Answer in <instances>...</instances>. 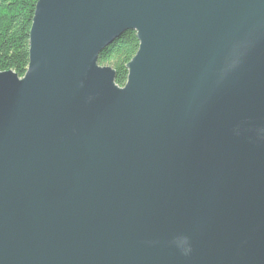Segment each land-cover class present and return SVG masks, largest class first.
Instances as JSON below:
<instances>
[{"label":"water","instance_id":"obj_1","mask_svg":"<svg viewBox=\"0 0 264 264\" xmlns=\"http://www.w3.org/2000/svg\"><path fill=\"white\" fill-rule=\"evenodd\" d=\"M125 32L126 82L98 57ZM0 73V264H264V0H38Z\"/></svg>","mask_w":264,"mask_h":264},{"label":"trees","instance_id":"obj_2","mask_svg":"<svg viewBox=\"0 0 264 264\" xmlns=\"http://www.w3.org/2000/svg\"><path fill=\"white\" fill-rule=\"evenodd\" d=\"M38 0H0V73L12 71L22 78L28 66L29 31ZM138 49L134 32H125L98 57V65L115 72V85L126 82V64Z\"/></svg>","mask_w":264,"mask_h":264}]
</instances>
